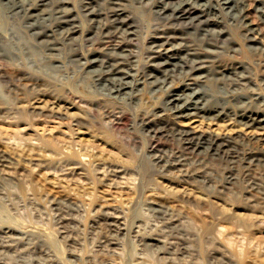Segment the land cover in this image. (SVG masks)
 I'll use <instances>...</instances> for the list:
<instances>
[{"label": "rangeland", "instance_id": "rangeland-1", "mask_svg": "<svg viewBox=\"0 0 264 264\" xmlns=\"http://www.w3.org/2000/svg\"><path fill=\"white\" fill-rule=\"evenodd\" d=\"M39 1L16 15L0 4V264H264V127L228 109L177 118V101L166 104L173 98L156 86L114 97L89 72L119 57L125 81L143 82L161 75L149 66L152 44L181 45L176 55L198 53L164 89L224 86L264 115V0H238L237 17L208 0L193 21H178L160 0ZM115 13L133 36L120 33ZM32 14L47 19L31 28ZM195 57H212L206 64L224 77L201 84L208 68L197 71ZM186 133L228 140L230 152L212 156L185 144Z\"/></svg>", "mask_w": 264, "mask_h": 264}, {"label": "bare ground", "instance_id": "bare-ground-1", "mask_svg": "<svg viewBox=\"0 0 264 264\" xmlns=\"http://www.w3.org/2000/svg\"><path fill=\"white\" fill-rule=\"evenodd\" d=\"M46 0H40L39 2H44ZM60 4H65L68 3L65 0H58ZM182 1V0H181ZM199 1H203L202 3H199ZM222 3L221 4H217L216 6H212L211 5V9H219L221 11H223L225 14L230 15V16H235L237 17L239 15V7L244 6V2L243 1H238V0H221ZM26 0H18L16 2V0H6L5 3H0L3 6H6L7 9L10 10V13H13V15H16L19 12V9L24 8L26 5L25 4ZM140 2V1H139ZM185 2V1H184ZM179 2L178 6H174L173 3L171 1H167V0H160L159 3H161V9L167 11H171L173 12V15L176 16V19L178 21H182V20H190L193 21L195 18H197L198 16L200 17L201 12L203 11L202 9L200 10V8L198 6H205L207 8H209V2L208 0H198L196 3L199 5L196 6H190L189 8L183 7L186 5V2ZM184 3V4H182ZM37 4H34L32 6H39ZM85 6L90 5V3H85ZM173 5L172 8L169 5ZM188 4V3H187ZM60 9H58V17L60 19H62V21L60 22L61 24H67L69 22H71L72 20L70 19L71 14L68 11L67 7L64 6H60ZM86 9H89V7H85ZM16 13V14H15ZM124 13V12H122ZM122 13H115L112 15V21L113 22H118L121 25L123 24V26H126L125 29L120 28L122 31L120 33L125 34V36H133L134 32L131 30V24L127 25V22L125 21V16ZM24 17H36L35 19H32L30 22H27V24L29 25V27L31 28H38V26L41 24L42 21L46 20V15L37 17L36 15L32 14V15H27ZM244 17V14H243ZM246 19V18H245ZM246 27L249 28L250 24H245ZM74 29H64L63 31H71L70 33H73ZM34 30H31L32 34L35 35H40L34 32ZM206 31V30H205ZM253 32L252 27L249 28V30L247 32ZM207 32V31H206ZM42 35H46V33H43ZM50 34H47V37H49ZM208 40V44L210 45H215L213 44L214 41L212 42V39H207ZM214 40V39H213ZM251 42L256 41V39H248ZM45 42V41H42ZM186 44H184L185 46ZM51 46V45H50ZM164 43L163 44H152L151 48V52L152 54H156L154 57L150 58L151 60H153V62L149 65L153 68V70L155 72H158L160 75V77H157V75H153L151 73L147 74L144 78L143 82H140L141 79L137 80L134 84H130V82L125 81V79L127 77H130L128 74H126L123 70L124 67V62L121 61V59L118 57L115 61H113V63L110 62H106L107 65H97V69H93V70H89L90 73H92V78L94 81V85L95 83H97V85H111V94L114 95V97H118L120 96L119 94L125 95L124 97H126L129 100H133V98H135V92L139 91V89H133V87H135L138 84H142V85H150V86H156L154 88H151L150 91L154 92V91H161V93H164L166 95V97L169 98H173L170 101H164L166 104L168 102V105L173 102V101H177V104L173 105V109H175L174 113H176V117L177 118H181V117H186L189 115H194V114H200V113H207L210 111H213L219 115L221 114H226L228 111L229 113H231L232 116H235L237 120H239V122H242V124L244 125H250L252 127H260L263 128L264 127V115H262L261 109L259 107H252L255 106V103L253 102V100L255 101V99L252 100V98L250 97H246L243 96V94H240V96L236 95L237 93L234 91H230V89H225L224 86H218L216 87V94H211L208 91V86L207 84H205L204 86L202 85H197L195 88H187L188 90H190L191 92H189L188 94L181 92V94H173L170 92V90H167V88L164 89V87H166L164 84V82L166 81V79H168L169 77H173L175 76L173 73L176 71H179V73L184 72L183 71V67L191 60V59H187L188 55H197L196 53H198L196 51V49H187L186 51V56H182V55H176V50L179 49L181 47L180 46H172L170 49L165 50L163 48ZM221 48V47H219ZM50 50H57V48L55 47H50ZM164 51V52H163ZM189 51V52H188ZM193 51V53L191 54V52ZM206 53L209 54H215V51H209L207 50ZM210 58L212 57H203L202 59L195 57V59H193L191 61V63H197L196 67H197V71L198 70H202V69H207L206 71H204V74H200L198 75L196 78L198 79H205L203 81H201L200 83H210V82H217L218 80H221L223 76V74L221 75V73H219L218 75H216V72L212 71V69L210 68V65H208L210 63ZM98 60H91L89 63H98L99 61H101V59L97 62ZM208 63V64H206ZM118 65V67L116 66ZM120 65V66H119ZM195 65V64H194ZM170 67H172L173 69H170ZM195 67V68H196ZM214 72V75H211V73ZM95 73V75H94ZM232 74V73H231ZM234 74V73H233ZM236 74V73H235ZM220 75V77H219ZM237 75L238 78L242 79L245 78V74H242L241 72L238 73ZM151 79H153L152 81H150ZM101 81V82H99ZM213 84V83H212ZM144 87V86H143ZM125 89H129V92L125 91ZM219 89H224V91L220 92ZM116 94V95H115ZM176 96V97H174ZM235 96L238 98H235ZM247 99L249 100L248 102L245 101H241L240 99ZM237 99V100H235ZM251 100V101H250ZM216 101V102H215ZM218 101H222V104H219ZM232 101H237L236 104L232 105V106H227L226 104L231 103ZM180 102H183V104L179 105ZM212 102V103H211ZM261 102V101H260ZM208 103H211L213 105H210ZM199 105V106H198ZM201 105V107H200ZM257 105V103H256ZM263 106V105H262ZM172 107L168 108L169 110L172 111L171 109ZM228 109V111H227ZM227 112H224V111ZM194 111L193 114H191L190 112ZM146 125V124H145ZM185 144L189 145V146H193L195 145L198 148H203L204 150H212V152L214 154L213 155H220V153H228L230 152V150H226L225 148L228 147V140H220L219 138H211L210 140L205 138V137H199L197 139V141L195 142L194 138L191 137V135L189 133H186V139H185ZM202 150V149H201ZM89 150L86 149L85 153L80 154V156H88L89 155ZM119 195L122 196L123 192H119ZM91 197V196H90ZM118 198V197H117ZM124 198V197H123ZM119 199V198H118ZM260 240V239H259ZM261 241V240H260Z\"/></svg>", "mask_w": 264, "mask_h": 264}]
</instances>
